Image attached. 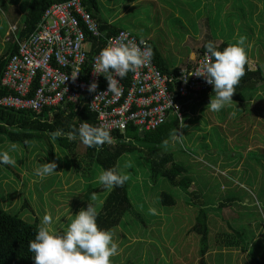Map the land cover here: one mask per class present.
<instances>
[{
    "label": "rangeland",
    "instance_id": "1",
    "mask_svg": "<svg viewBox=\"0 0 264 264\" xmlns=\"http://www.w3.org/2000/svg\"><path fill=\"white\" fill-rule=\"evenodd\" d=\"M175 1V6L187 7L186 0ZM191 1L194 4L198 0ZM204 1V8L209 11L214 7L217 14L225 5L215 0V5L205 7L208 0L201 3ZM29 2L0 0V56L16 40L11 25L17 20V34ZM100 7L103 14L105 11V21L114 20V26L123 27V17L115 14L122 12L123 0H102ZM228 7L238 10L239 15L233 18L240 19V37L246 38L244 47L249 51L248 66L255 70L260 62L256 49L264 46V0H229ZM211 16L212 32L221 33L216 20L221 15ZM231 17H223L224 23ZM261 54L264 57V51ZM209 112L199 116L198 125L203 130L197 132L205 133L199 145L190 146L180 131L172 142L175 160L187 168L193 181L189 190L192 195H184L164 180L153 182L143 152L118 161L117 172L128 176L134 211L111 229L118 245L111 264H264V99L231 103L220 111ZM11 144L5 140L0 151L8 150ZM15 145L16 150L9 154L15 165L0 166V208L39 225L48 214L52 217L50 230L59 233L90 202L96 210L102 207L103 193L110 189L99 183L103 171L85 156L86 145H72V153L49 135L28 146ZM49 162L56 163V172L45 179L35 175V168ZM74 190H78L75 195ZM165 191L174 194V206L162 205L160 195ZM231 198L234 200L228 201ZM201 209L209 217L208 250L204 255L198 224ZM235 231L243 235L247 246L238 240L236 247L224 246L229 237L236 236Z\"/></svg>",
    "mask_w": 264,
    "mask_h": 264
},
{
    "label": "built area",
    "instance_id": "2",
    "mask_svg": "<svg viewBox=\"0 0 264 264\" xmlns=\"http://www.w3.org/2000/svg\"><path fill=\"white\" fill-rule=\"evenodd\" d=\"M110 40L144 48L141 38L128 30L113 35L102 31L82 0L53 4L35 32L18 42V51L10 57L1 86L11 94L0 99V107L40 114L86 98L90 112L96 116L94 126L110 133H125L130 126L148 132L166 123L170 115L182 123L183 107L177 98L187 99L213 88L204 77L192 75L205 63L213 62L205 52L192 67L169 75L160 71L151 53L135 72H128L122 79L116 77L119 94L109 92L106 77L95 73L93 65ZM92 51L97 53L91 58ZM93 83L97 88L89 91Z\"/></svg>",
    "mask_w": 264,
    "mask_h": 264
},
{
    "label": "trees",
    "instance_id": "3",
    "mask_svg": "<svg viewBox=\"0 0 264 264\" xmlns=\"http://www.w3.org/2000/svg\"><path fill=\"white\" fill-rule=\"evenodd\" d=\"M65 1L67 0H31L25 15L24 27L18 31L17 40H13L12 45L9 46L6 53L0 56V99L11 94L9 90L1 86V79L10 57L18 51V42L24 41L35 32L38 23L50 6ZM124 1L133 2L135 0ZM82 3L88 12L97 19L94 12L98 8V0H82ZM97 20L99 21V19ZM99 23L102 31H108L110 35L117 33L119 30L108 25V23L100 21ZM228 45L224 43L216 47L222 51ZM149 47L151 48L155 64L163 74L169 75L179 72V70L171 72L167 69L163 55L150 44ZM205 51L204 46L201 53ZM96 53L97 51H92L90 57L92 58ZM246 53L247 62L244 65V75L240 78L238 84L234 86L233 103H246L252 97L258 100L264 99V95H259L260 91L264 92V66L263 64H259L256 70H250L247 50ZM37 86L38 81L36 80L34 87L37 88ZM212 95L214 96L213 88L206 93L198 95L195 99L200 100L201 97H204V103H210ZM191 98H177V101L182 103V101H187ZM0 122L6 125V127L0 126V145L4 144L5 140H9L14 144L28 146V144L36 139H41L43 136H51V133L58 129L68 132L73 128L78 129L79 124L83 122H88L94 126L96 116L90 112L87 99L82 98L78 104H67L55 109H46L40 114L0 107ZM180 126L181 121L175 115H170L166 123L153 131H141L136 127L130 126L125 133H110L113 137V143H105L100 146L99 150L86 146L85 156L92 160L97 168H100L102 171L111 168H115L117 171L118 161L123 156L134 154L137 151L143 152L147 155L151 180L153 182L164 180L173 188L179 189L184 195L190 196L193 194L189 192L193 181L188 175L187 168L175 160V153L172 147V142L176 140ZM55 140L60 147L70 151L72 145L82 144L78 136L71 141L65 136H59ZM71 152L74 153L73 151ZM169 164H171L170 167H168ZM173 196L174 194L172 193L163 192L160 195L162 205L166 208L174 206L176 198ZM231 200H234V198L228 199V201ZM96 211L98 213L96 222L99 228L111 230L118 227L123 219H125V216L134 211L128 181L122 187L110 189L104 197L102 207ZM208 220L207 213L201 209L198 224L200 225L199 232L203 244V255L208 250ZM38 226L39 224L26 222L18 215L10 214L0 208V264H34L32 258L34 254L29 251L28 244L30 240L35 238ZM235 234V237L227 239L228 243L224 244V246H228V248L236 247L237 240L244 247L247 246L243 235L239 231H235Z\"/></svg>",
    "mask_w": 264,
    "mask_h": 264
},
{
    "label": "clouds",
    "instance_id": "4",
    "mask_svg": "<svg viewBox=\"0 0 264 264\" xmlns=\"http://www.w3.org/2000/svg\"><path fill=\"white\" fill-rule=\"evenodd\" d=\"M245 37L237 39L236 43L229 44L222 51L218 50L213 41L205 45V57H212L213 62L205 63L192 75L202 76L206 82L213 86V93L208 111L217 112L233 103L235 85L244 75V65L247 62L245 50ZM140 46L131 42L111 40L102 49L97 57L98 63L93 65L94 72L102 74L108 81L109 92L118 93L117 82L128 72H135L142 66L151 54V48L146 41L140 40ZM97 85L91 84L89 91H95ZM0 126L3 125L0 122ZM53 139L65 136L68 140H74L77 136L80 142L88 147L99 150L105 143H113V137L109 130L100 126L90 125L88 122L80 124L79 128H73L68 132L56 130L51 133ZM16 150L13 143L8 150L0 151V166L15 165L16 161L9 155ZM57 165L55 162L43 163L34 169L35 175L43 178L53 174ZM128 180L126 174L117 172L115 168L107 169L98 176L99 183L105 189L122 187ZM97 211L93 203H89L86 209H81L68 223L66 230L54 233L50 230L52 217L45 214L37 228L35 238L29 241V251L34 264H111V257L118 253V245L113 240L112 231L101 229L97 225Z\"/></svg>",
    "mask_w": 264,
    "mask_h": 264
},
{
    "label": "crops",
    "instance_id": "5",
    "mask_svg": "<svg viewBox=\"0 0 264 264\" xmlns=\"http://www.w3.org/2000/svg\"><path fill=\"white\" fill-rule=\"evenodd\" d=\"M101 1L102 0H98V8L95 10L94 15L97 16V19H99L100 22L106 23L107 21H105L102 16L105 15V11L103 14L100 7ZM214 1L215 0H208L205 7L209 4L215 5L213 3ZM220 1H224L225 5L223 4L224 7L217 14V10H214V7L209 11L205 9L204 3L206 1L201 3L202 0H198L194 4H192L191 0H186L184 2L187 7L184 5L175 6L176 3H178V1L175 0H135L133 2L123 0L122 12L118 11L115 13L116 15L123 17V27L114 26L112 24L114 20L107 23L119 30H128L139 38L147 40L152 47L158 49L163 55L166 68L173 72L185 67H192L196 63L201 50L208 41H213L215 46L219 47L224 43L234 44L237 39L240 38V19L233 18V15H239L238 10H236L237 8H229V0ZM27 10L24 11L22 15H26ZM14 13L15 15L17 14L16 11ZM257 14L254 12V15ZM211 15H221L219 18L216 17L217 23L222 30L221 33L216 32L215 34L212 32L214 28ZM227 15H232V17L231 21L225 24L223 17ZM173 22H176V25H174ZM16 23L17 20L12 23L11 29L12 33L17 36L15 33ZM192 24L194 25V28L189 27ZM23 27L24 22L21 27H19L18 31ZM245 50L248 51L247 48ZM257 50L260 58L259 64H263L261 62H264V57L261 54V51H264V46L259 47L256 51ZM259 95H261V93ZM197 96H193L190 100H184L181 103L184 117L179 131L182 132V139L184 138L190 146L193 143L199 145V143L202 142L201 139L205 136L204 132L201 135V132L198 133L197 131L203 130L200 128L201 126L198 125L201 121L199 116L206 111L209 103H204V97H201L200 100L195 99ZM254 98L255 97H252L250 101ZM208 113L210 112L208 111ZM210 122L212 121H207V123ZM205 142L208 143L209 139L207 138ZM43 178L45 179L46 177ZM72 185L68 187L72 188ZM77 191L78 190H74L73 194L75 195ZM69 193L71 194V190ZM103 194L105 197L106 193ZM60 203L61 202L58 201V204Z\"/></svg>",
    "mask_w": 264,
    "mask_h": 264
}]
</instances>
